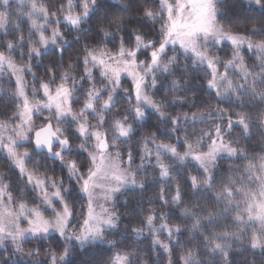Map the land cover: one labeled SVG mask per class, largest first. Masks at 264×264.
Wrapping results in <instances>:
<instances>
[{"label": "snow or ice", "instance_id": "snow-or-ice-1", "mask_svg": "<svg viewBox=\"0 0 264 264\" xmlns=\"http://www.w3.org/2000/svg\"><path fill=\"white\" fill-rule=\"evenodd\" d=\"M234 5L239 12L230 11ZM146 22L150 32L142 30ZM0 35V82L7 80L0 83V154L23 185L14 189L0 172V249L7 253L0 264L15 256L24 264H70L75 246L115 248L107 239L121 220L113 201L123 192L142 195L150 175L160 182L156 198L176 206L180 223L145 211L138 200L140 211L128 214L142 226L97 264H150L145 256L160 264L161 250L167 264H250L258 250L264 264V0H0ZM225 44L226 59L212 53ZM245 50L255 58L251 66ZM181 60L185 76L155 99L163 74L172 75ZM201 73L216 107L181 87ZM168 91L185 94L169 101ZM177 104L188 111L171 114ZM148 110L167 126L168 140L147 132L137 153L136 125ZM197 125L206 128L197 133ZM146 234L147 250L137 247Z\"/></svg>", "mask_w": 264, "mask_h": 264}, {"label": "trees", "instance_id": "trees-1", "mask_svg": "<svg viewBox=\"0 0 264 264\" xmlns=\"http://www.w3.org/2000/svg\"><path fill=\"white\" fill-rule=\"evenodd\" d=\"M54 2H56V0H54ZM108 2L110 3V0H108ZM57 6H59L57 4ZM118 6H113V10H117ZM230 11L233 12H239V6L238 5H234V6H230ZM134 27H141L140 25H133ZM249 27H251V25H249ZM156 28H159V25H156ZM143 31L145 32H150L151 31V22H146L145 25L142 28ZM241 31H243V29H241ZM25 33H26V29H25ZM75 36V33H70L68 34L67 38L69 40L73 39V37ZM11 38V37H8ZM0 39H4V37L1 35ZM81 40H83V37L81 38ZM109 47H111V45H109ZM214 49L216 50V48L212 49V52H214ZM53 49H49V52H51ZM74 51V49L70 48L68 50V52L65 53V65L68 63V56L70 53H72ZM218 52V51H217ZM173 53L171 51L168 52V55H172ZM217 54H219L221 56L222 59H226L227 56L231 55V50H230V46H228L227 44H225L224 46H222V50H220ZM244 55H245V60L247 62V64L249 66H251L254 63V57H251V55H249L246 51H244ZM141 59L145 58V55H141L140 56ZM26 59V57H25ZM72 59H76V57L73 55ZM48 61L45 60L43 61V63H47ZM183 67V60H181L180 65H178L174 71L172 75H168V74H163L162 79L160 80V82L157 85V88L154 89L153 91L156 93L155 95V99L160 100L162 99L166 93H165V89L171 88V81L173 79H177V78H183L185 76V73L181 70ZM222 68V67H221ZM34 71H38L40 73H43L44 69L43 67H38L37 69H34ZM82 71V66L80 69L77 70V78H79V73ZM30 79V77H29ZM203 79V74L201 73L199 76L193 75L192 77V82L189 85H181L182 88H191L194 91L197 92L198 94V101L203 100V101H211L210 106L211 107H216L217 106V100L213 95H209L208 91L206 90L205 87L201 86V81ZM123 84L124 87H130L131 83L127 80V79H123ZM0 83H7V80L0 82ZM184 92H178V93H174L171 91L167 92V98L169 101H171L172 97L174 95H184ZM189 96L191 95V92L187 93ZM220 107H226L227 105L225 104H220ZM76 107L78 108L79 105H76ZM198 107H204L203 104H199L198 103ZM195 109H193L194 111ZM171 114L175 115V113L177 111H188V106H183L181 107L180 105H175L173 106L171 109ZM115 112V110H114ZM6 115H10L11 112L10 110L8 112L5 113ZM123 111L121 110V115H123ZM0 118H3L2 115H0ZM158 117L157 114H155L154 112H152V110H149V115L146 119V122L141 126V125H136L137 127V131L134 134L133 137V150L136 151L138 153L139 151V147L136 144V141H139L142 137V135H144L147 132H152V131H156L158 133V137L159 139L168 140V137L166 135V131H167V126H165L164 124H158L157 123ZM38 123V122H37ZM93 123H95V121H93ZM201 128H206V125H197L196 127V131L197 133L199 132V130ZM189 131H191V129H189ZM233 137L236 136V132H233L232 134ZM260 137L256 136L253 138V143L255 144V142L259 141ZM78 142V141H76ZM173 143H175V137L172 138ZM242 143H244L242 141ZM124 152H127V147H125ZM178 150L179 151H183V147L182 146H178ZM36 159H39V157H33V161H35ZM42 163H44V161H41ZM140 160H139V155L137 154L136 156V164H139ZM223 167L226 168L228 165V161H222L221 162ZM47 166L49 168H53L55 167L51 161L47 162ZM191 165H187L185 166L182 170H180V177L179 179L181 180V182L183 181V179H186V173L190 170ZM41 171H43V169H41ZM149 173L152 172L151 168H148L147 170ZM0 172L4 173L5 175V182H10L12 183L14 189L23 187V185L17 184L18 181V173L12 169L10 170V166H9V162L7 160V157L3 154H0ZM56 174L60 175V169L56 168ZM195 174V173H193ZM143 177H138L137 179H142ZM169 191H168V195L169 198L172 194V191L175 188V182H172L169 186ZM159 188H160V182L159 180H155L153 179V177H151V175L149 176L148 182L146 184V189L143 192V194L141 195L139 192L130 194L128 192H123L121 194H117L118 195V199H115L113 201V203L116 205L114 211H116L118 214H120L121 216V220H120V226L118 230H115L114 232H109L107 235V239L109 240H115L117 241V245L115 248L110 247L107 244H94V245H87L85 248L81 249L78 248L77 246H75L69 257L68 260L70 262V264H97L98 261H100L101 259L107 261L109 259V257H111L115 251H117L118 249H123L125 245H127L130 242V237H127V232H129L131 230L132 227H140L142 226L140 224V221L138 219L133 218L131 215H129L128 213H130L133 209H135L137 212L140 211V208L137 207V201L140 200L142 201V207L145 211H147L150 208H154L156 211V215L160 216L161 214H165L169 219L168 222L170 224L173 223H180L179 220L176 219V217L179 215L178 210L176 209V206L174 205H168V206H162L161 202L156 198L159 195ZM152 200V203H149V200ZM128 201V203H125V201ZM85 204H86V200H85ZM77 211H80V204L77 203L76 205ZM160 221L157 220L156 224L157 226L159 225ZM188 234L185 233V236L182 237V240L187 238ZM166 238V233L161 234V239H165ZM151 239L152 237L150 235H145L144 237H141L140 242L137 244V247L141 248V249H145L147 250L151 244ZM33 243L29 242L26 243L24 245L25 249H29L31 247H33ZM59 247L62 250V245L61 244H57L54 245ZM188 245H185V247H187ZM8 251H11V248L8 249ZM180 253V248L177 247L176 248V256L178 258ZM0 254H3L5 257L7 256V253L4 252L3 249H0ZM145 259H148L150 264L151 261H154L157 259V257H148L145 256ZM160 259V264H167V258L166 256L163 254L162 250H161V255L159 257ZM248 262H254V264H262V258L260 256L259 251L257 250V253L255 256L249 255L248 256ZM8 264H24V259L20 258L19 256H15L13 257L11 260L8 261Z\"/></svg>", "mask_w": 264, "mask_h": 264}, {"label": "rangeland", "instance_id": "rangeland-1", "mask_svg": "<svg viewBox=\"0 0 264 264\" xmlns=\"http://www.w3.org/2000/svg\"><path fill=\"white\" fill-rule=\"evenodd\" d=\"M50 34V33H49ZM1 36V35H0ZM218 50L216 49H214V52H212L213 54H217L218 52H217ZM246 52H247V50H245ZM248 53V52H247ZM249 55H251V57H254L251 53H248ZM220 71H223V68H220ZM123 79H127L130 83H131V80L129 79V78H127V77H124ZM149 111V110H148ZM38 123H39V121H37ZM73 243H75V242H73ZM78 248H80L79 246H77ZM20 257V256H19ZM20 258H22V257H20ZM24 259V258H23Z\"/></svg>", "mask_w": 264, "mask_h": 264}]
</instances>
